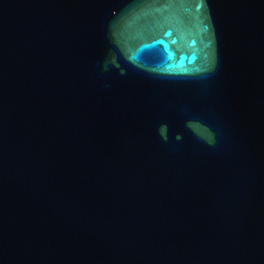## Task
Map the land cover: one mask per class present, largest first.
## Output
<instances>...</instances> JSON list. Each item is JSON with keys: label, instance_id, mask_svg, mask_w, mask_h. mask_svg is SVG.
I'll return each instance as SVG.
<instances>
[{"label": "water", "instance_id": "95a60500", "mask_svg": "<svg viewBox=\"0 0 264 264\" xmlns=\"http://www.w3.org/2000/svg\"><path fill=\"white\" fill-rule=\"evenodd\" d=\"M0 264H264V0H0Z\"/></svg>", "mask_w": 264, "mask_h": 264}]
</instances>
